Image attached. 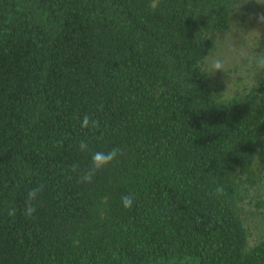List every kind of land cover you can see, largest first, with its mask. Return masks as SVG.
I'll use <instances>...</instances> for the list:
<instances>
[{
	"label": "trees",
	"instance_id": "16d2710c",
	"mask_svg": "<svg viewBox=\"0 0 264 264\" xmlns=\"http://www.w3.org/2000/svg\"><path fill=\"white\" fill-rule=\"evenodd\" d=\"M256 1L0 0V264H264L245 209L264 182V71L226 91L205 62Z\"/></svg>",
	"mask_w": 264,
	"mask_h": 264
},
{
	"label": "rangeland",
	"instance_id": "374dc122",
	"mask_svg": "<svg viewBox=\"0 0 264 264\" xmlns=\"http://www.w3.org/2000/svg\"><path fill=\"white\" fill-rule=\"evenodd\" d=\"M261 3L264 2L256 1L248 9L244 8L249 15L247 20L236 22L229 33L216 41L210 53L222 57L226 62L225 72L213 74L226 91L248 84L263 72L257 69L255 63L257 59L264 58V23L257 21V17L264 14V4ZM205 62L207 64V60ZM257 193L260 196L256 199L252 196V205L245 207L250 245L262 235L264 229V207L258 209L255 206L256 203L264 204V182Z\"/></svg>",
	"mask_w": 264,
	"mask_h": 264
},
{
	"label": "clouds",
	"instance_id": "9594fccd",
	"mask_svg": "<svg viewBox=\"0 0 264 264\" xmlns=\"http://www.w3.org/2000/svg\"><path fill=\"white\" fill-rule=\"evenodd\" d=\"M264 4V3H261ZM258 23H264V14H261L257 17ZM207 64L206 68L209 73V76L213 75L216 72H225L226 62L225 60L215 54H210L206 57ZM257 69L264 71V58H259L255 61ZM82 127H95V122L91 121L89 117L85 116L82 122ZM78 149L81 152H87L89 149V144L86 141H81L78 144ZM121 155L119 149H111L109 151H96L92 153L91 156V166L87 171L83 172L79 176V182L82 184H89L92 182L93 177L97 172L107 168L111 165L117 157ZM72 171L75 173L78 171V166L73 164ZM43 185H39L27 191L24 196V205L22 208L23 215L25 217H32L35 212L34 204L38 200L39 195L43 191ZM224 188L222 186H217L214 190V195L216 197H222L224 195ZM122 205L125 209H130L133 206L134 196L132 194H125L121 197ZM17 208H11L9 215H15Z\"/></svg>",
	"mask_w": 264,
	"mask_h": 264
}]
</instances>
